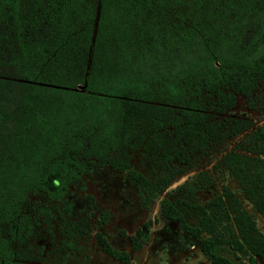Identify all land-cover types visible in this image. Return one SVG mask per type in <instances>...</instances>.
Listing matches in <instances>:
<instances>
[{"label": "trees", "instance_id": "1", "mask_svg": "<svg viewBox=\"0 0 264 264\" xmlns=\"http://www.w3.org/2000/svg\"><path fill=\"white\" fill-rule=\"evenodd\" d=\"M236 94L264 111V0H0V264L30 259L13 243L47 209L22 211L27 191L57 199L88 167L108 166L134 180L147 202L192 162L189 153L248 126L218 117ZM138 147L154 151L162 175L130 167ZM221 162L264 220V122ZM203 175L162 196L160 215L177 220L214 264H254L255 256L264 264V235L232 189L195 200ZM85 196L82 214L57 215V249L74 248L90 231L94 196ZM108 217L104 208L96 220ZM150 222L128 234L130 249L148 239ZM93 236L102 252L132 264L100 230Z\"/></svg>", "mask_w": 264, "mask_h": 264}, {"label": "rangeland", "instance_id": "2", "mask_svg": "<svg viewBox=\"0 0 264 264\" xmlns=\"http://www.w3.org/2000/svg\"><path fill=\"white\" fill-rule=\"evenodd\" d=\"M222 115L246 119L248 126L224 141L213 143L205 151L196 150L189 153L192 162L189 165L180 164L183 169L173 176L157 197L147 202L134 180L124 172L108 166L88 167L79 177L68 183L66 192L57 199L49 200L40 191H27L26 198L21 203L22 211L29 215L36 214V205L42 204L46 205L47 212L37 213L38 220L33 224L32 232L23 242L13 243L14 248L29 253L30 259L13 258L9 263L18 261L16 264H125L100 250L93 236L95 230H100L113 247L128 251L132 264H214L202 254L196 238L184 232L177 220L164 218L159 213V199L162 196L172 198L180 194L181 190H173V187L198 171H202L204 175L197 181L204 185L195 189L196 201L203 203L212 195L220 193L223 185H227L240 199L243 207L253 217L256 227L264 235L263 218L252 208L239 184L221 162L224 151L264 122V111L249 108L245 98L236 94L234 106L218 117ZM130 167L150 179L164 173V167L149 147H138L131 151ZM86 193L94 196L91 229L78 238L74 248L59 250L55 245L61 242L62 229L57 215L75 218L82 214L88 205ZM104 208L109 209V217L104 224H100L96 219ZM186 218L189 223L194 222L193 217ZM147 219L151 221L148 239L143 241L138 249H130L128 234ZM221 253L235 260L233 250L229 246H224ZM242 261L246 263L244 257ZM254 264L262 262L255 256Z\"/></svg>", "mask_w": 264, "mask_h": 264}]
</instances>
